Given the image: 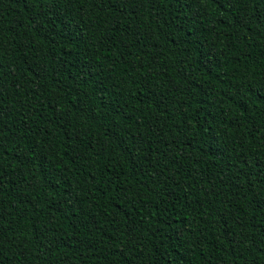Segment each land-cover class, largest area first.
Masks as SVG:
<instances>
[{"label": "trees", "instance_id": "1", "mask_svg": "<svg viewBox=\"0 0 264 264\" xmlns=\"http://www.w3.org/2000/svg\"><path fill=\"white\" fill-rule=\"evenodd\" d=\"M0 264H264V0H0Z\"/></svg>", "mask_w": 264, "mask_h": 264}]
</instances>
